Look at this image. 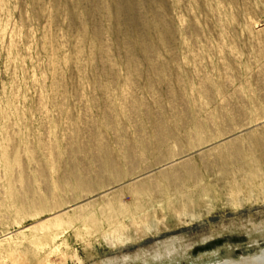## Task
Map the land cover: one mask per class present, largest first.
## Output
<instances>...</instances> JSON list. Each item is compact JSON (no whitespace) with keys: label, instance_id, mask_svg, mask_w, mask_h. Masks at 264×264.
I'll use <instances>...</instances> for the list:
<instances>
[{"label":"rangeland","instance_id":"374dc122","mask_svg":"<svg viewBox=\"0 0 264 264\" xmlns=\"http://www.w3.org/2000/svg\"><path fill=\"white\" fill-rule=\"evenodd\" d=\"M262 251L264 0H0V264Z\"/></svg>","mask_w":264,"mask_h":264},{"label":"bare ground","instance_id":"6f19581e","mask_svg":"<svg viewBox=\"0 0 264 264\" xmlns=\"http://www.w3.org/2000/svg\"><path fill=\"white\" fill-rule=\"evenodd\" d=\"M246 131H248V129H246ZM225 171V170H224ZM232 170H228L227 173L231 172ZM233 176V173H232ZM233 179V178H232ZM153 182V181H152ZM100 183V182H99ZM156 187V186H155ZM155 187L152 189L153 191H155ZM93 187H89L87 189V191L85 192H91ZM131 195L133 197V201H135L136 203L139 202L138 197L140 196V194H146L147 192L145 190H143L140 186L135 187L134 184H131L129 186ZM81 189V188H80ZM108 192V191H107ZM107 192L106 193H96L92 195V198H101V201L103 203L106 202V205H108V201L106 200L107 197ZM91 196V193H90ZM118 197V196H117ZM88 200V199H87ZM54 219L57 220L55 225H54V235L51 237L53 240L55 237L59 236L60 234H62V232L64 230L70 229V224L68 223H62V220H60V215L59 213H56L53 215ZM52 242V241H51ZM263 253H261V255L255 256V257H250V258H246V259H242L239 261H233V260H228V261H224L223 263H219V264H264V251H262Z\"/></svg>","mask_w":264,"mask_h":264}]
</instances>
